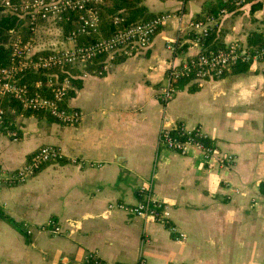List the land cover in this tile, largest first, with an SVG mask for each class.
Here are the masks:
<instances>
[{
	"label": "crops",
	"instance_id": "1",
	"mask_svg": "<svg viewBox=\"0 0 264 264\" xmlns=\"http://www.w3.org/2000/svg\"><path fill=\"white\" fill-rule=\"evenodd\" d=\"M141 1L171 18L146 49L97 72L78 65L66 101L82 112L78 124L16 115L17 138L0 136L6 172L44 145L62 155L1 187L0 264H264V60L195 89L179 82L164 103L158 95L170 66L200 50L189 23L219 0ZM213 25V47L264 36V0ZM50 35L43 47L60 46L61 29ZM174 126L201 131L214 150L211 167L196 148L181 154L159 145L161 129ZM142 188L167 205L169 225L109 207L139 202Z\"/></svg>",
	"mask_w": 264,
	"mask_h": 264
},
{
	"label": "built area",
	"instance_id": "2",
	"mask_svg": "<svg viewBox=\"0 0 264 264\" xmlns=\"http://www.w3.org/2000/svg\"><path fill=\"white\" fill-rule=\"evenodd\" d=\"M236 8L245 6L248 0H220ZM1 5L9 10L16 7L9 0H0ZM104 0H25L19 9L28 17L33 25L32 36L23 38L14 30H10L8 47V63L0 69V98L10 97L19 103L22 109L42 111L56 121L65 125H76L82 119V112L77 109L64 108L62 103L70 88L68 75L59 78L53 74L46 75V81L37 80L32 87L20 81L24 74L49 70L57 66L70 65L78 67L85 62L104 55L107 64L118 56H131L133 53L146 49L152 42L154 35L162 25L171 18L170 13H161L147 21L135 24L126 29H120L107 37H99L95 41L83 45L77 43L79 34L100 32V17L97 5ZM70 12L80 13L78 19L73 20L75 27L64 33L62 22L70 21ZM226 14L222 9L217 17L208 16L204 19L192 20L189 30L192 41L201 48L203 39L208 35L217 18ZM115 22L118 18H115ZM53 22L61 29L60 45L53 49L37 47L35 33L37 25ZM169 48L170 46L167 45ZM201 50V49H200ZM199 50V51H200ZM43 51V52H42ZM42 52L40 54H37ZM45 52V53H44ZM264 60V44L248 46L246 43L232 41L222 48L209 52H199L195 56L184 58L172 64L167 71L165 84L160 88L159 98L162 102L170 101L179 91V82L192 81L198 86L206 80L222 78L227 70L237 63H256ZM5 108L0 103V136L7 135L17 138L16 129L2 130L5 123ZM205 136L199 129L186 130L182 126L164 127L158 136L159 145L179 152L188 153L192 148L202 152L204 159L211 167V158L214 150L204 142ZM62 155L57 147L44 145L34 151L28 161L16 171L6 172L0 169V189L6 184H16L25 181L42 166L61 159ZM222 162H231V157L220 158ZM144 197L133 205L122 203L109 204L110 208L126 211L132 216L169 225L167 205L151 198L146 188H142ZM176 235L177 240L184 239V234L175 227H169ZM59 232L58 228L52 230ZM127 264V263H121ZM140 264H145L141 261Z\"/></svg>",
	"mask_w": 264,
	"mask_h": 264
},
{
	"label": "trees",
	"instance_id": "3",
	"mask_svg": "<svg viewBox=\"0 0 264 264\" xmlns=\"http://www.w3.org/2000/svg\"><path fill=\"white\" fill-rule=\"evenodd\" d=\"M13 5H15L14 10H9L4 8L0 2V69L7 65L8 63V41L11 37L10 30H14L17 34H19L23 38H29L32 36V27L30 20L27 16H25L22 11L19 9V6L25 0H9ZM254 0H248V3ZM98 10V14L100 17V32L98 34L95 33H86L79 34L77 36V43L79 45L91 43L98 39L99 37H107L112 35L114 32L120 29H126L135 24L147 21L161 13H151L147 10L146 6L142 4L141 0H104V2L100 5L96 6ZM207 9L205 7V13H201L196 16L193 20L204 19L208 16L217 17L218 13L221 12L222 9L225 10L226 13L237 9L233 5L229 3H223L220 0L218 2H212L207 5ZM72 16L70 21H63L62 31L66 33L69 30H72L75 27V23L73 20L78 19L80 13L70 12ZM115 18H118V21H114ZM73 19V20H72ZM214 33V28L212 27L208 33V35L203 39L201 50L199 52H209L211 50H216L222 48L223 46H211V38ZM190 36L192 37V33L190 32ZM248 46H260L264 44V36L262 33H251L247 38ZM43 52V51H42ZM39 52L37 54H40ZM45 53V52H44ZM105 64L104 55L97 56L94 59H91L83 64L82 69L87 72H97L101 69V67ZM248 63L241 62L233 65L229 70L225 72H233L237 71L243 67H245ZM241 67V68H240ZM80 71L75 66L63 65L57 66L49 70L38 71V72H29L23 75L20 81L27 83L29 86H33L37 80L46 81L47 74H53V76H59L62 78L66 75L70 77V82H74L75 75H78ZM224 74V75H225ZM186 81V80H185ZM192 88L197 87L196 82H192L190 85ZM195 89V88H194ZM69 89L67 91L66 97L62 103L64 108H70L67 105V97L69 95ZM1 105L5 108V123L2 127V130L16 129L15 127V116H33L37 118H47L50 120H55L48 114L42 111L35 110H25L19 105L17 101L10 97H1L0 98Z\"/></svg>",
	"mask_w": 264,
	"mask_h": 264
},
{
	"label": "rangeland",
	"instance_id": "4",
	"mask_svg": "<svg viewBox=\"0 0 264 264\" xmlns=\"http://www.w3.org/2000/svg\"><path fill=\"white\" fill-rule=\"evenodd\" d=\"M59 32H60V28L58 25H56V23L45 22L38 24L35 33L36 46L37 47L46 46L47 44L50 43L49 41H48L49 43L48 42L45 43V37L47 36V34L49 35L51 34L50 36L52 38H58ZM47 48L53 49L51 46H48Z\"/></svg>",
	"mask_w": 264,
	"mask_h": 264
}]
</instances>
